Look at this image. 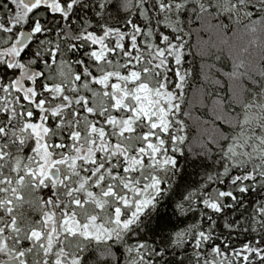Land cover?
I'll list each match as a JSON object with an SVG mask.
<instances>
[{
    "label": "snow or ice",
    "instance_id": "1",
    "mask_svg": "<svg viewBox=\"0 0 264 264\" xmlns=\"http://www.w3.org/2000/svg\"><path fill=\"white\" fill-rule=\"evenodd\" d=\"M0 264H264V0H0Z\"/></svg>",
    "mask_w": 264,
    "mask_h": 264
},
{
    "label": "trees",
    "instance_id": "2",
    "mask_svg": "<svg viewBox=\"0 0 264 264\" xmlns=\"http://www.w3.org/2000/svg\"><path fill=\"white\" fill-rule=\"evenodd\" d=\"M189 172L191 173L192 172V169H189ZM187 179H189V180H196V179H199V177L198 176H195V175H192L190 177H187Z\"/></svg>",
    "mask_w": 264,
    "mask_h": 264
}]
</instances>
